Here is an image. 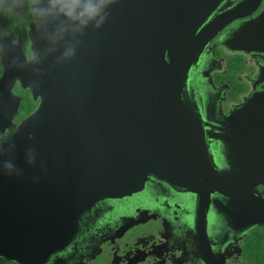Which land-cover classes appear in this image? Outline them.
<instances>
[{"label":"water","instance_id":"obj_1","mask_svg":"<svg viewBox=\"0 0 264 264\" xmlns=\"http://www.w3.org/2000/svg\"><path fill=\"white\" fill-rule=\"evenodd\" d=\"M222 31L217 46L262 62L250 91L214 124L197 111L189 84ZM30 38L31 50L41 46L34 25ZM58 54L24 67L20 57L0 78V251L45 259L87 209L138 193L151 179L196 193L202 219L217 194L248 214L261 209L264 0H115L70 62L57 63ZM17 80L39 104L13 125L5 109L20 103L11 90ZM216 141L223 170L209 150Z\"/></svg>","mask_w":264,"mask_h":264},{"label":"flooded vegetation","instance_id":"obj_2","mask_svg":"<svg viewBox=\"0 0 264 264\" xmlns=\"http://www.w3.org/2000/svg\"><path fill=\"white\" fill-rule=\"evenodd\" d=\"M32 26L26 7L17 15L0 12V42H16L10 56H17L19 63L20 57L25 59L31 51ZM222 35L223 31L219 32L203 51L189 84L197 111L202 118L208 114L214 124V117L221 118L250 91L257 63L262 62L260 56L217 46ZM213 44L216 47L212 49ZM237 56L244 57L246 69H232L231 57L237 60ZM8 66L9 59L0 60V78ZM202 72L208 73L203 77ZM236 87L247 90L238 91L234 98ZM11 90L20 103L16 111H5L8 117L13 114L12 124L17 125L35 110L39 100H34L30 89L23 88L18 80ZM209 143L218 169H225L222 144ZM257 189L259 211L254 208L248 214L237 208L238 202L230 205L217 194L211 198L219 205L208 200L202 219L196 193L151 179L138 193L103 199L87 209L76 218L77 227L67 233L70 238L45 259L19 248L18 253L0 251V264H264V187ZM260 215L262 219H257Z\"/></svg>","mask_w":264,"mask_h":264},{"label":"clouds","instance_id":"obj_3","mask_svg":"<svg viewBox=\"0 0 264 264\" xmlns=\"http://www.w3.org/2000/svg\"><path fill=\"white\" fill-rule=\"evenodd\" d=\"M114 3L115 0H0V12L17 15L26 7L32 18L42 44L25 55L24 64L20 65L24 67L42 64L57 52V63L70 62L77 54L81 37L106 23ZM15 43L0 42V60L9 59L10 67L19 63L17 56H10Z\"/></svg>","mask_w":264,"mask_h":264},{"label":"trees","instance_id":"obj_4","mask_svg":"<svg viewBox=\"0 0 264 264\" xmlns=\"http://www.w3.org/2000/svg\"><path fill=\"white\" fill-rule=\"evenodd\" d=\"M237 63H238V61L236 60V64H233V66H232V69L233 70H238V69H240V66H238L237 65ZM237 88V87H236ZM247 89L244 87V88H237V90L235 91H233L232 92V96L234 97V98H236L237 97V93H238V91H241V92H244V91H246Z\"/></svg>","mask_w":264,"mask_h":264},{"label":"rangeland","instance_id":"obj_5","mask_svg":"<svg viewBox=\"0 0 264 264\" xmlns=\"http://www.w3.org/2000/svg\"><path fill=\"white\" fill-rule=\"evenodd\" d=\"M231 58L233 59V63L236 64L235 58L234 57H231ZM236 58H237L239 65H241L240 67L241 68L243 67L244 69H246L244 57L243 56H237ZM231 63H232V61L230 60L228 65H230Z\"/></svg>","mask_w":264,"mask_h":264}]
</instances>
